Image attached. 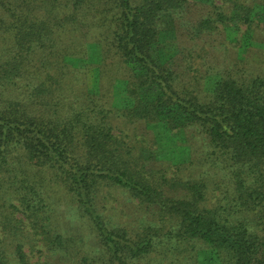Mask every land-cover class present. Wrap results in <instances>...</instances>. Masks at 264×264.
<instances>
[{
    "label": "trees",
    "instance_id": "1",
    "mask_svg": "<svg viewBox=\"0 0 264 264\" xmlns=\"http://www.w3.org/2000/svg\"><path fill=\"white\" fill-rule=\"evenodd\" d=\"M0 264H264V0H0Z\"/></svg>",
    "mask_w": 264,
    "mask_h": 264
}]
</instances>
